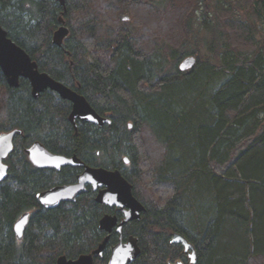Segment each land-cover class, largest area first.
Returning <instances> with one entry per match:
<instances>
[{
	"label": "trees",
	"instance_id": "obj_1",
	"mask_svg": "<svg viewBox=\"0 0 264 264\" xmlns=\"http://www.w3.org/2000/svg\"><path fill=\"white\" fill-rule=\"evenodd\" d=\"M168 2L66 0L65 12L57 0H0V26L40 71L112 120L81 126L75 135L66 101L50 91L35 99L25 79L11 88L0 68V134L18 132L8 178L0 182V264L74 260L106 236L99 221L111 211L93 197L54 210L40 207L37 193L54 180L24 152L39 140L90 166L120 169L133 185L146 207L141 220L124 230L140 241L142 255L133 264H188L184 247L171 243L175 233L195 247L196 264L264 261V39L256 37L264 0L254 2L256 13L247 18L226 8L231 0H203V47L188 48L160 37L146 42L137 29L167 10ZM200 2L191 0L184 10L171 2L166 24L197 42L199 17L194 12L184 19ZM62 17L70 34L58 47L53 36ZM190 56H198L196 64L182 72L179 62ZM143 133L152 136L161 157L148 151ZM25 213L30 219L19 241L14 226ZM118 241L114 234L108 250ZM108 259L105 252L95 264Z\"/></svg>",
	"mask_w": 264,
	"mask_h": 264
},
{
	"label": "water",
	"instance_id": "obj_2",
	"mask_svg": "<svg viewBox=\"0 0 264 264\" xmlns=\"http://www.w3.org/2000/svg\"><path fill=\"white\" fill-rule=\"evenodd\" d=\"M57 1L64 7L66 12V0ZM60 22L62 25L53 36V43L58 47L63 46L70 34V30L65 26L63 17L60 19ZM195 64L196 58L190 56L180 63L179 68L182 72H186L191 70ZM0 68L11 88H18L21 79H26L31 84L34 98L37 99L47 90H51L57 93L63 100L70 101L73 104V110L69 119L73 123H76L77 120L90 122L99 126L110 125L112 123L111 119L99 115L84 96L55 80L49 74L41 72L37 62L22 47L17 45L9 37L8 32L1 26ZM16 133L17 131L0 134V182L5 181L9 175L10 168L4 161L13 153ZM25 152L31 164L38 169H55L58 171L66 165L85 167V171L79 177L77 184L55 187L37 194L38 201L45 208H56L62 202H75L76 198L85 192L87 186L90 185L94 190L98 187H105L99 191L96 201L111 208L117 207L122 210L124 215L121 221L116 215L106 214L102 217L99 228L107 234V237L97 249L89 254H83L74 260L61 256L56 264H94L95 257L104 254L114 229L121 235V241L112 247L109 264H133L142 255L139 238L131 236L124 242L123 231L127 224L141 220L142 214L146 212V207L135 197L133 185L119 170L86 166L76 157L68 159L64 156L54 155L38 141L34 142ZM126 163H129L128 159H126ZM29 219L30 214L25 213L15 223L14 232L19 241H22L25 237ZM171 242L173 244H181L184 247L185 253L189 254L190 264L197 263L195 247L183 235L175 233Z\"/></svg>",
	"mask_w": 264,
	"mask_h": 264
},
{
	"label": "rangeland",
	"instance_id": "obj_3",
	"mask_svg": "<svg viewBox=\"0 0 264 264\" xmlns=\"http://www.w3.org/2000/svg\"><path fill=\"white\" fill-rule=\"evenodd\" d=\"M168 1H169L168 2L169 8L167 10H163L164 12H162V14H161V12L160 13L157 12L158 15H153V18L148 19L146 21L147 25H144V27H138L137 28V29H141L143 31L145 41L146 42L152 41V37H154V38L160 37V38H165L168 41L167 43H172V45H175V46H186L188 48V47H191L194 45H198L199 47H203L202 46V39H204L206 37V36H204V33L202 31H200V23H201V18H202L201 17L202 16L201 5H202L203 0H201L200 3H198L194 6L192 5L193 8H191L192 6L189 7L191 9H188V12L186 13V15L189 17H186L184 19L185 22L187 20H189V18L192 16V14L194 15V12H195L196 16L199 17V19L196 20V22H194L195 32L196 33L199 32V36H198L199 40L197 42H195L196 37H193V36L187 37L186 33H185V35L184 34L179 35L178 32L175 33L173 31V29H178L179 27L173 26L172 25L173 22L169 26L166 24V23L171 22V14H169L167 17V11H170L169 9L173 8V7L171 8V2H175V4L173 6H176L177 8H182L184 10L188 6V4H189L188 2L191 0H183V1H181V0H168ZM208 1H210V0H208ZM231 1H233V4L232 5H226V8H231L232 12L236 13L237 16H239V15L243 16V13H244L245 17L247 18V15H252V14H249L250 12L256 13L255 8H254V2H256V1L258 2V1H262V0H231ZM224 16L225 15H223V17ZM133 21H135V18ZM263 22H262V24H260L259 29H258L259 32L256 35V37L258 39H264V23ZM133 23L136 24V21ZM138 26H141V25H138ZM176 27H178V28H176ZM195 58L197 59L198 56H195ZM181 62L182 61L179 62V65ZM165 63L168 66H172V63H170L169 61L168 62L165 61ZM143 138L148 142V143L145 142V145H146L148 151H149V149L153 150V154L155 156L158 157L160 155V157H161V154H160L161 149L156 146L157 144H156V142L153 141L152 136L148 133H146V134L143 133ZM144 190H145V193L147 195H149L148 194L149 190L147 189V186H146V188L144 187ZM185 255H186V257H188L187 259L190 262L189 255L187 253H185ZM251 263L252 264H264V261L261 259H258V260L254 259V260H252Z\"/></svg>",
	"mask_w": 264,
	"mask_h": 264
},
{
	"label": "flooded vegetation",
	"instance_id": "obj_4",
	"mask_svg": "<svg viewBox=\"0 0 264 264\" xmlns=\"http://www.w3.org/2000/svg\"><path fill=\"white\" fill-rule=\"evenodd\" d=\"M26 80V79H25ZM28 81V80H27ZM21 82V81H20ZM29 82V81H28ZM30 83V82H29ZM31 85V84H30ZM32 88V87H31ZM69 88H71V87H69ZM71 89H73V88H71ZM74 91H76L75 89H73ZM48 91H50V92H53V91H51V90H47L46 92H48ZM45 92V93H46ZM77 92V91H76ZM53 93H55V92H53ZM77 93H79V92H77ZM44 94V93H43ZM60 99H62L57 93H55ZM80 94V93H79ZM42 95V94H41ZM80 95H82V94H80ZM83 96V95H82ZM40 97V96H39ZM36 99V98H35ZM63 100V99H62ZM64 101H66V100H64ZM88 101V100H87ZM67 103H68V105H70L69 107H70V110H69V113H68V121H69V124L71 125V127L73 128V130H74V133H75V135H78L79 134V130H80V127L81 126H85V127H87L88 125H94V126H96V127H103V126H99V125H96V124H93V123H90V122H84V121H82V120H77L76 121V123H73V122H71L70 121V119H69V117H70V114H71V112H72V110H73V104L70 102V101H66ZM89 102V101H88ZM94 108V107H93ZM95 109V108H94ZM96 110V109H95ZM98 113V112H97ZM99 114V113H98ZM100 115V114H99ZM13 132V131H12ZM3 133H10V132H3ZM18 133V132H17ZM17 133H16V136H15V138H14V148H15V142H16V137H17ZM2 134V133H1ZM37 142V141H36ZM38 142H40L50 153H52V154H54V155H59V156H64V157H66V158H68V159H72V158H78L79 160H80V162L81 163H83L84 165H86V166H90L82 157H79L76 153H73V154H63V153H55V152H53V151H51L49 148H48V145H46V143H44L43 141H41V140H39ZM33 144V143H32ZM32 144H30V145H28V147H26L25 149H24V152L26 151V149L27 148H29ZM13 152H14V150H13ZM26 153V152H25ZM12 155V154H11ZM10 155V156H11ZM27 155V154H26ZM9 156V157H10ZM28 156V155H27ZM9 157L4 161V163L5 164H7L8 165V163H7V161H8V159H9ZM129 161V160H128ZM129 163H130V161H129ZM129 163H126V159H125V164L126 165H128ZM9 166V168H10V165H8ZM91 167H94V166H91ZM98 167V166H97ZM101 167V166H100ZM36 168V167H35ZM102 168H105V167H102ZM36 169H38V168H36ZM107 169V168H106ZM39 170L40 171H42V172H44L45 173V176H50L49 178H52L54 181H53V184H51L48 188H45V189H42V190H40L39 191V194L40 193H42V192H45V191H47V190H49V189H52V188H55V187H63V186H70V185H74V184H77L78 183V179H79V177L83 174V172L85 171V167H82V166H73V165H66V166H63L60 170H55V169H41V168H39ZM110 170H119L121 173H122V175L124 176V174H123V172L120 170V169H110ZM125 177V176H124ZM126 178V177H125ZM127 179V178H126ZM105 187H102V188H100V187H98L96 190H94L93 189V187L92 186H87V190L85 191V192H83L81 195H79L77 198H76V201L75 202H69V201H67V202H62L59 206H57L56 208H52V209H48V208H45L39 201V205H40V207H42L44 210H54V209H57L58 207H60L61 205H69V204H74V203H76L77 202V200L78 199H80V198H83V196H90V197H93L94 198V200H95V202L96 203H98L97 201H96V198H97V196H98V193H99V191L100 190H103ZM133 193H134V188H133ZM38 194V193H37ZM135 195V194H134ZM136 197V196H135ZM137 198V197H136ZM138 199V198H137ZM139 200V199H138ZM98 205H100L102 208H104V211H107V210H110L111 212L110 213H108V212H105L104 213V215H106V214H111V215H116V216H118L119 217V220L121 221L123 218H124V215H123V212H122V210H120L119 208H117V207H109V206H107V205H102V204H99L98 203ZM103 215V216H104ZM102 216V217H103ZM102 219V218H101ZM100 219V220H101ZM135 222V221H134ZM99 223H100V221H99ZM132 223V222H131ZM130 224V223H129ZM128 225V224H127ZM126 225V226H127ZM125 226V227H126ZM125 227H124V230H125ZM105 233V232H104ZM106 234V233H105ZM114 234H118L119 235V241L116 243V244H114V245H112L110 248H109V250H108V245H107V248H106V250H105V252H109V259H108V263L107 264H109V261H110V258H111V250H112V247H114L115 245H117L120 241H121V235L117 232V230L116 229H114V231H113V233L111 234V237H110V240H111V238H112V236L114 235ZM107 237V234H106V236H105V238ZM129 237H131V236H128V237H125V235H124V231H123V241L124 242H126L128 239H129ZM136 237V236H135ZM104 238V239H105ZM110 240H109V242H110ZM104 241V240H103ZM109 242H108V244H109ZM172 243V242H171ZM100 245V244H99ZM99 245H98V247H99ZM97 247V248H98ZM95 250V249H94ZM92 252V251H91ZM105 252H104V254H105ZM184 253H185V251H184ZM89 254V253H88ZM104 254L102 255V256H104ZM189 255V254H188ZM81 256V255H80ZM102 256H100V257H102ZM96 258L97 257H95V260H96ZM188 258V257H187ZM179 262H181L182 264H186V262L184 261V260H182V259H180V260H177V261H175V263H179ZM175 263H172V262H170L169 261V264H175ZM95 264V263H94ZM188 264H190V262L188 261Z\"/></svg>",
	"mask_w": 264,
	"mask_h": 264
},
{
	"label": "bare ground",
	"instance_id": "obj_5",
	"mask_svg": "<svg viewBox=\"0 0 264 264\" xmlns=\"http://www.w3.org/2000/svg\"><path fill=\"white\" fill-rule=\"evenodd\" d=\"M180 66V65H179Z\"/></svg>",
	"mask_w": 264,
	"mask_h": 264
}]
</instances>
